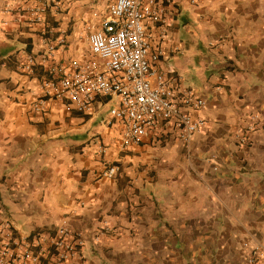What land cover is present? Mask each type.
I'll list each match as a JSON object with an SVG mask.
<instances>
[{
	"label": "crops",
	"instance_id": "1",
	"mask_svg": "<svg viewBox=\"0 0 264 264\" xmlns=\"http://www.w3.org/2000/svg\"><path fill=\"white\" fill-rule=\"evenodd\" d=\"M42 1L0 0V220L23 235L72 227L85 264H251L257 253L264 264V0H178L149 26L164 52L155 67L206 101L207 124L185 141L170 122L127 147L111 101L35 110L49 68L90 57L87 21L110 0H52L39 21ZM252 113L260 124L243 145ZM109 164L121 167L113 179L101 177Z\"/></svg>",
	"mask_w": 264,
	"mask_h": 264
},
{
	"label": "built area",
	"instance_id": "2",
	"mask_svg": "<svg viewBox=\"0 0 264 264\" xmlns=\"http://www.w3.org/2000/svg\"><path fill=\"white\" fill-rule=\"evenodd\" d=\"M50 1L43 0L32 8L37 20L44 18ZM177 1L110 0L101 18L87 21L90 57L49 68L42 79V95L34 104L35 110L43 111L47 101L54 98L67 101L80 113L90 114L101 99H106L113 102L109 123L119 120L124 124V147L140 144L150 130L170 122L182 139L190 141L207 124L204 117L196 114L205 108L206 101L193 89L172 85L158 71L155 63L164 52L161 48L153 51L148 29L165 24L169 11H178ZM55 49L51 46L49 55L53 56ZM35 67L36 60L29 55L24 68L33 73ZM259 124L260 116L250 114L236 131L238 142L248 144ZM98 149L100 155L106 153L103 144ZM120 171V165L109 164L101 177L113 179ZM108 230L106 223L100 233ZM84 245V236L67 225L23 235L10 219L0 220V264H85ZM259 257V253L254 254L251 264Z\"/></svg>",
	"mask_w": 264,
	"mask_h": 264
}]
</instances>
